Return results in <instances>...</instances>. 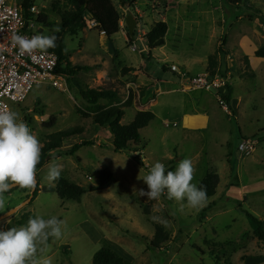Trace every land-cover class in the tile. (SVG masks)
<instances>
[{
  "label": "rangeland",
  "instance_id": "374dc122",
  "mask_svg": "<svg viewBox=\"0 0 264 264\" xmlns=\"http://www.w3.org/2000/svg\"><path fill=\"white\" fill-rule=\"evenodd\" d=\"M112 3L121 12L117 0ZM52 4L61 11L71 9L66 0H33V6L53 23L39 31L62 39L68 62L83 70L75 76L63 75L66 92L34 85L23 103L9 104V108L19 113L41 147L46 136L57 132L81 128L83 133L64 141L60 157L54 155L41 167L36 174L37 196L0 221V230L20 227L24 214L62 220V237L50 238L46 246L38 245L35 258L39 264H93V255L105 245L130 264H264V242L255 237L254 224L240 211L261 220L264 230V61L249 54L264 45V25L259 21L264 19V0H247L239 6L226 0H140L132 11L138 23L132 42L127 40L125 29V37L119 32L110 40L87 26L70 36L62 32L59 17L50 12ZM247 16H253L254 21ZM156 22L167 25L165 44L149 50L144 34ZM134 45L137 49L132 51ZM210 56L216 57L214 71L226 73L225 77L229 73L231 109L227 107L225 112L214 92L192 93L201 101L200 109L207 113L208 122L206 130H188L180 116L194 111L195 102L180 92L167 96L159 92H192L182 88L170 67L175 65L195 77L210 72ZM124 68L133 71L123 74ZM146 76L152 83L147 90ZM87 88L117 92L111 104L100 100L102 107L121 105L133 96L132 108L123 109V125L133 120V108L154 114L139 133L143 167L129 152H113L108 129L96 128L91 117L77 113L92 111L80 96V90ZM145 99L153 100L150 106ZM50 117L56 122L47 128L43 123ZM164 123L171 126L166 128ZM245 138L256 142L250 153L238 150ZM82 140L94 144L79 148L73 155L64 152ZM183 159L192 161V183L197 186L207 173L218 175L214 197L198 209L169 200L167 195L151 201L140 197L141 189L148 190L143 178L157 161L175 171ZM53 162L61 166V178L82 189L79 201L57 197L54 182L46 178ZM100 170L110 171L115 184L98 188ZM14 189L4 194L0 216L30 197L31 189ZM155 225L162 226L169 239L151 248Z\"/></svg>",
  "mask_w": 264,
  "mask_h": 264
},
{
  "label": "trees",
  "instance_id": "16d2710c",
  "mask_svg": "<svg viewBox=\"0 0 264 264\" xmlns=\"http://www.w3.org/2000/svg\"><path fill=\"white\" fill-rule=\"evenodd\" d=\"M71 6L69 11H61L55 4L51 5L50 12L60 19V28L62 32L68 33L70 36H74L78 31H81L86 28L85 17L87 16L90 20L94 21L97 24L96 30L103 32L107 40H110L113 36L119 33L120 22L124 18L121 16L119 11L115 8L112 3V0H66ZM140 0H119V5L122 9L128 10L130 14L136 9L137 3ZM166 0H155L157 3H162ZM229 4L234 6H239L245 3L247 0H226ZM33 5V0H24L23 8L26 14V20L31 16L28 13L29 8ZM249 21H254L253 16L246 17ZM260 24L264 25V19L259 18ZM37 22L43 26H53L51 21H48L47 17L42 13L37 18ZM125 23V18H124ZM52 24V25H51ZM126 26V25H125ZM127 31V27H125ZM136 31V30H135ZM134 31V36H135ZM167 33V25L164 22L153 23L150 27V30L145 35V40L149 50H154L164 46L165 36ZM55 35V34H53ZM57 36V35H56ZM127 40L132 42L133 39L128 38L127 31ZM57 47L54 49H49L48 51L54 53L58 58V73L65 76H75L78 71L83 70L82 68L71 66L68 62L69 55L65 54L66 48L64 41L59 39L57 36L56 41ZM225 44V41L221 43L217 52L221 53V47ZM254 57L264 61V45L259 47L254 53ZM215 56H210L208 58V65L210 67V72L214 73L213 70L215 67ZM133 71L132 69L124 68L122 69L123 74H127ZM214 71V72H213ZM221 76H225L224 72H220ZM224 103L230 108L231 102V87H226L224 92L220 93ZM80 96L82 99L92 108V111L89 114L83 113L81 110H78L79 115H83L84 118H92L93 125L98 129L107 128L110 135L112 136V151L115 153L129 152L132 157L137 160L142 165V159L138 153L140 144V131L146 128L149 123L154 119V114L150 111H140L137 112L133 120L128 125H123L121 120L124 116V108H128L132 104V96L129 95L127 100L121 105H110L117 99V92L105 89H91L87 88L80 90ZM100 100H105L110 103L106 107L99 105ZM56 119L50 117L49 120L43 125L47 128H51L55 125ZM83 131L81 128H72L66 131H60L51 135H48L44 138L43 145L41 147V158L40 163L37 165V172L44 166L52 157H60V151H62V144L64 141H68L73 137H76L82 134ZM93 141L82 140L70 149L64 150L67 155H73L79 148L93 145ZM143 167V165H142ZM166 170L172 171L171 167L166 168ZM37 177V175H36ZM37 185L33 192V199L37 196L39 191V181L37 180ZM115 178L113 174L108 170H100L98 183L100 189L108 188L109 186L115 184ZM219 183V177L215 173H207L205 177L198 183V187L203 186L207 192V199H210L215 196L216 188ZM55 193L60 200L67 201H79L80 197L83 195L82 189L73 183L68 182L67 180L60 177V179L54 182ZM17 189H11L5 194H10ZM166 196V193L163 197ZM28 198V197H27ZM242 213L248 218L255 226L254 235L255 237L264 242V230L263 223L261 220L253 217L247 211L240 209ZM29 218H34L28 214H24L21 217L20 225H26ZM169 239L168 233L164 232V229L160 225H155V233L151 241L150 247L157 248L160 244L167 242ZM218 251V250H217ZM210 252L211 257L215 255V251ZM219 252V251H218ZM93 264H130L118 251L112 249L109 245H105L100 248L92 258Z\"/></svg>",
  "mask_w": 264,
  "mask_h": 264
},
{
  "label": "clouds",
  "instance_id": "9594fccd",
  "mask_svg": "<svg viewBox=\"0 0 264 264\" xmlns=\"http://www.w3.org/2000/svg\"><path fill=\"white\" fill-rule=\"evenodd\" d=\"M12 40L21 56L57 47L56 35H36L29 39L14 34ZM40 158V141L19 113L10 109L0 110V208L5 203L4 194L13 187L35 188ZM61 171L60 165L51 163L47 180L58 181ZM194 171L190 159L179 161L175 171L166 170V166L157 161L143 178L148 190L141 189L139 195L151 201L166 193L167 199L186 202L188 207L198 209L205 203L207 192L203 186L192 183ZM62 228L63 221L55 216L48 219L36 216L29 218L26 225L0 230V264H39L35 258L38 245L46 246L50 238L60 239Z\"/></svg>",
  "mask_w": 264,
  "mask_h": 264
},
{
  "label": "built area",
  "instance_id": "2783aa9c",
  "mask_svg": "<svg viewBox=\"0 0 264 264\" xmlns=\"http://www.w3.org/2000/svg\"><path fill=\"white\" fill-rule=\"evenodd\" d=\"M23 1L0 0V110L10 109L9 104L23 103L34 85L44 84L66 92L64 76L58 73V58L54 53L36 51L31 55L21 56L17 46L13 43L14 34L29 39L36 35H42L39 30L43 25L37 22L41 12L32 5L28 10L31 16L26 20ZM128 13L127 10L123 17L125 18ZM133 17L137 23L136 16L133 15ZM86 25L90 30H96L97 24L94 21L89 19L86 21ZM98 33L104 36L103 32L98 31ZM136 49L134 45L132 51ZM170 71L177 76L182 88L184 86L188 90L214 92L216 100L227 112L228 106L222 100L220 93L230 86L229 73H227V77H225L226 73L225 76H221L219 71L204 72L190 77L174 65L170 67ZM164 126L169 128L171 125L164 123ZM255 145V140L245 138L240 141L238 150L240 153H250Z\"/></svg>",
  "mask_w": 264,
  "mask_h": 264
},
{
  "label": "crops",
  "instance_id": "0c3cea01",
  "mask_svg": "<svg viewBox=\"0 0 264 264\" xmlns=\"http://www.w3.org/2000/svg\"><path fill=\"white\" fill-rule=\"evenodd\" d=\"M118 2V5H119V0H117ZM119 9L121 10V12H119L122 15L125 14V12L127 11L126 9H122L119 5ZM125 23L121 20L120 22V30L119 32H121V34L125 37V33H124V29H125ZM257 48H253L252 50L249 51V54L253 55L254 57V53L256 52ZM244 55H247L248 57H251L249 56L247 53H244ZM175 66V65H174ZM130 69V68H128ZM132 72V71H131ZM129 72V73H131ZM146 90L149 86L152 85V83H148V81H150L149 77L146 76ZM126 79V78H125ZM180 82V81H179ZM142 84V82H140ZM145 84V83H144ZM180 85H182L180 83ZM147 92V91H146ZM146 92H145V95H146ZM175 92H180L181 94L185 95L186 98L190 99L191 101L195 102V107H194V111H191V112H188V113H182L181 114V120H182V125L184 128L188 129V130H206V127H207V122H208V115L207 113L205 112H202V110L200 109V103L201 101L197 100V99H194L193 96L191 95H196V94H192V93H197V92H202V91H192V92H188V94H184L183 92L181 91H178V90H170V91H160L159 94L161 96H167L169 94H172V93H175ZM118 95V94H117ZM132 96V95H131ZM201 96V95H200ZM133 98V96H132ZM127 100V99H126ZM182 100V99H181ZM153 100H147L145 99V102H146V105H149L151 104ZM198 101H199V104H198ZM132 103H133V100H132ZM132 105V104H131ZM230 105H231V102H230ZM131 107V106H130ZM129 108V107H128ZM132 108V107H131ZM199 109L198 112H195V110ZM134 110V116L137 112H140V111H137L136 108H133ZM137 111V112H136ZM136 112V113H135ZM125 115V113H124ZM122 121V120H121ZM37 178V177H36ZM16 208V207H15ZM3 230V229H1Z\"/></svg>",
  "mask_w": 264,
  "mask_h": 264
},
{
  "label": "water",
  "instance_id": "95a60500",
  "mask_svg": "<svg viewBox=\"0 0 264 264\" xmlns=\"http://www.w3.org/2000/svg\"><path fill=\"white\" fill-rule=\"evenodd\" d=\"M136 20L134 19L133 15L128 13L125 17V25L127 27V31H128V38L129 39H133L134 37V31L136 29ZM37 180V179H36ZM37 184V183H36ZM36 187V186H35ZM17 188V187H13L12 189ZM35 188L31 189V193H30V197L27 198V200L22 203L20 206L13 208L12 210L8 211L7 213H5L4 215L0 216V221L7 219L8 217L13 216L15 213H17L20 209H22V207H24L26 204H29L31 202V200L33 199V192H34Z\"/></svg>",
  "mask_w": 264,
  "mask_h": 264
},
{
  "label": "flooded vegetation",
  "instance_id": "af4514ba",
  "mask_svg": "<svg viewBox=\"0 0 264 264\" xmlns=\"http://www.w3.org/2000/svg\"><path fill=\"white\" fill-rule=\"evenodd\" d=\"M38 183V182H37ZM37 185V184H36Z\"/></svg>",
  "mask_w": 264,
  "mask_h": 264
}]
</instances>
